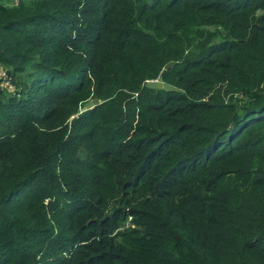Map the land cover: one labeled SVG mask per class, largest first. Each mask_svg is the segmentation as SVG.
<instances>
[{
	"label": "trees",
	"instance_id": "1",
	"mask_svg": "<svg viewBox=\"0 0 264 264\" xmlns=\"http://www.w3.org/2000/svg\"><path fill=\"white\" fill-rule=\"evenodd\" d=\"M0 71V264H264V0H0Z\"/></svg>",
	"mask_w": 264,
	"mask_h": 264
},
{
	"label": "water",
	"instance_id": "2",
	"mask_svg": "<svg viewBox=\"0 0 264 264\" xmlns=\"http://www.w3.org/2000/svg\"><path fill=\"white\" fill-rule=\"evenodd\" d=\"M172 65V62H168L166 63L163 67L162 70L167 69L168 67H170ZM11 84H13V80L11 81ZM145 87L150 88V89H162L164 91H180L179 89H177L176 87L165 83L162 81V78L160 76H158L155 80H149L145 82ZM99 103V100L96 98H93L91 100L86 101L79 109V111H84L87 110L95 105H97ZM124 209L123 206H119V205H111L108 209V212L103 216L102 219L109 217L115 210L117 209Z\"/></svg>",
	"mask_w": 264,
	"mask_h": 264
},
{
	"label": "rangeland",
	"instance_id": "3",
	"mask_svg": "<svg viewBox=\"0 0 264 264\" xmlns=\"http://www.w3.org/2000/svg\"><path fill=\"white\" fill-rule=\"evenodd\" d=\"M0 77H2L3 80L5 81V74H4L2 71H0ZM4 83H5V82H4Z\"/></svg>",
	"mask_w": 264,
	"mask_h": 264
}]
</instances>
